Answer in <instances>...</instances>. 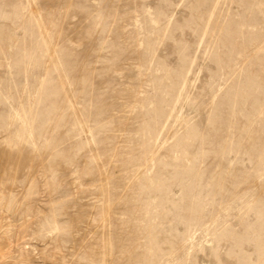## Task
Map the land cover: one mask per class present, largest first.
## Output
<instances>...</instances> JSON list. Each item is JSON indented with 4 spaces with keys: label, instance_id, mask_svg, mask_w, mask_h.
<instances>
[{
    "label": "rangeland",
    "instance_id": "1",
    "mask_svg": "<svg viewBox=\"0 0 264 264\" xmlns=\"http://www.w3.org/2000/svg\"><path fill=\"white\" fill-rule=\"evenodd\" d=\"M0 264H264V0H0Z\"/></svg>",
    "mask_w": 264,
    "mask_h": 264
}]
</instances>
